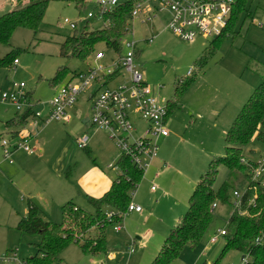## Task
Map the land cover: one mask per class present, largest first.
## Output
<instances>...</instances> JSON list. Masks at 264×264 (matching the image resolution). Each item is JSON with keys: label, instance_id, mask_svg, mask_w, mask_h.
Masks as SVG:
<instances>
[{"label": "rangeland", "instance_id": "374dc122", "mask_svg": "<svg viewBox=\"0 0 264 264\" xmlns=\"http://www.w3.org/2000/svg\"><path fill=\"white\" fill-rule=\"evenodd\" d=\"M148 6L158 9L161 3L152 0L144 9ZM12 7L11 0H0L1 15ZM251 8L253 21L247 18L241 23V33L235 38H225L213 52L207 50L214 36L199 34L188 41L167 29L169 12L166 9L157 10L152 21L144 22L145 13L134 19L131 23L134 34L126 38L139 41L135 63L154 95L160 103L170 101L173 105L168 117L172 140L159 138V157L152 161L137 187L133 201L143 209L141 214L127 212L121 220L120 231H115L114 225L107 227L106 254L91 256L72 242L55 264H149L158 254L179 216L188 211L189 197L200 176L212 159L225 155L226 132L233 120L264 82V0H252ZM91 9L86 5L80 10L72 2L50 0L38 32L18 28L10 45L0 44V57L14 50L18 60L17 65L0 67V96L11 93L16 83H24L26 91L39 103L36 110L43 112L60 86L71 78L70 72L88 70L94 55L84 61L62 57L60 44L74 33L64 19L77 23L76 30L80 31ZM102 23L97 18L89 19L90 28ZM98 48L105 49V46ZM59 67H67L70 74L51 84L49 80L55 77ZM118 84L117 80L112 81L107 87ZM96 89L95 85L91 92ZM89 101L88 92L82 94L75 106L68 109L70 121L39 126L38 137L29 140V144L33 147L38 142L43 153L23 154L22 163L26 167L19 175H10L0 167V255L13 251L17 254L16 261H0V264H25L38 253L34 244L40 241L39 235L21 234L16 229L19 218L27 215L29 200L37 204L45 218L60 223L62 206L69 201L84 211L94 210L87 197L78 193L79 185L92 177L90 170L101 169L116 178L118 169L109 166L116 165L121 151L105 130L91 126ZM16 112L13 104L0 101V134L7 130L4 122ZM85 137L87 148L81 149L78 141ZM244 156L262 169L264 140L254 138L244 149ZM158 160L163 163L159 167L161 172L151 174L152 170L155 173ZM227 174V169L220 168L215 187ZM151 186L156 190L151 191ZM235 203L233 193L231 202L217 201L214 220L203 241L195 246L187 244L171 264H214L222 254L225 240L222 236L216 243L210 240L219 229L226 227ZM140 244L144 247L139 248ZM129 247L134 251L129 253ZM111 253L115 254L114 258L109 257ZM241 257L238 251H227L219 264L238 263Z\"/></svg>", "mask_w": 264, "mask_h": 264}, {"label": "trees", "instance_id": "16d2710c", "mask_svg": "<svg viewBox=\"0 0 264 264\" xmlns=\"http://www.w3.org/2000/svg\"><path fill=\"white\" fill-rule=\"evenodd\" d=\"M50 0H18L17 6L0 16V44L10 45L13 33L18 28H27L38 32L43 26V19ZM72 2L80 10L87 5L86 0H64ZM144 0H128L120 2L111 12L104 15L109 21L106 26L90 28L89 20L78 31L68 35L60 44V56L74 57L84 61L99 50V46L122 50V39L126 28L131 25V12L137 2ZM252 0H234L230 17L222 33L212 41L208 52L220 48L227 37L235 38L241 33V23L251 17ZM101 49V48H100ZM202 58H206L204 55ZM15 51L0 57V67L14 64ZM15 65V64H14ZM69 73L67 67H59L54 78L55 84L62 76ZM71 78L78 72H70ZM69 73V74H70ZM70 78V79H71ZM69 79V80H70ZM31 93L27 97L32 99ZM167 117L173 105L166 102ZM32 116V108L27 109L4 122L12 133H18ZM264 82L242 106L240 112L226 132L225 155L216 157L210 162L207 171L196 183V188L189 197V209L171 229L170 234L159 249L158 254L149 264H171L187 245L201 243L214 220V204L231 202V193H242L241 199L236 197L235 210L226 224L224 235L225 246L220 258L214 262L219 264L227 251L235 250L247 257L246 264H264V163L262 176L253 180L254 172L259 164L244 156V149L254 138L264 140ZM11 134V133H10ZM13 135V134H12ZM16 136V135H15ZM13 137V136H12ZM86 149V148H85ZM119 171L110 188L101 197H89L93 211H84L71 201L62 206V221L52 222L44 217L41 209L29 200L27 215L21 217L16 229L21 234L39 235L40 241L34 245L38 253L28 258L25 264L59 263L61 252L70 244H78L83 252L91 256L106 254L108 226L120 222L127 213L132 195L141 182L144 171L121 154L116 162ZM220 168L228 174L224 181L215 187ZM114 211L113 217H107ZM258 239V240H257ZM42 255V256H40Z\"/></svg>", "mask_w": 264, "mask_h": 264}, {"label": "built area", "instance_id": "2783aa9c", "mask_svg": "<svg viewBox=\"0 0 264 264\" xmlns=\"http://www.w3.org/2000/svg\"><path fill=\"white\" fill-rule=\"evenodd\" d=\"M152 0L137 2L131 12L132 21L145 13L144 22L152 21L156 11L166 9L169 19L166 28L183 40L193 41L197 35L218 36L226 27L230 17L234 0H159L161 8L147 7ZM92 9L87 11L86 20L97 18L103 26L109 24L104 15L111 12L119 3V0H86ZM64 23L70 28L76 29L77 23L70 22L67 18ZM134 34L131 25L126 28L122 39V50L114 48L99 49L94 53L90 67L86 71H80L68 82L57 90L53 98L47 102L46 111L36 110L38 102H32L28 97V91L24 83H16L11 93L5 92L0 96V101L11 103L17 113H22L32 108V116L28 121L31 127L46 126L53 121L67 122L70 119L68 109L78 102L82 94L88 92L91 100V125L105 130L109 138L120 149L121 154L131 158V161L142 171H146L152 161L158 157V140L169 134L166 123L167 107L154 95L152 88L147 84L143 74L136 65L139 41L135 38L129 40L127 35ZM18 60H14L17 64ZM118 81L115 87H107L109 82ZM95 91L91 92L94 86ZM31 130H22L17 136H0V155L8 163L14 162L13 155L18 150L34 153L35 148L29 144ZM79 148H87V137L78 141ZM117 168L116 165L110 166ZM262 176V169H256L253 180ZM152 186V190H155ZM132 201L127 207V212H140L142 208ZM241 199L242 193L234 192ZM238 202L235 204L238 205ZM216 204H214V208ZM115 214L110 211L107 217ZM125 215V214H124ZM123 215V218H124ZM120 222L114 223L115 231L121 230ZM116 224V225H115ZM226 229H219L210 242L216 243L219 236L224 237ZM258 240V239H257ZM134 248L129 247V253ZM15 251L0 255V261H16ZM244 256L240 262L229 264H246Z\"/></svg>", "mask_w": 264, "mask_h": 264}, {"label": "crops", "instance_id": "0c3cea01", "mask_svg": "<svg viewBox=\"0 0 264 264\" xmlns=\"http://www.w3.org/2000/svg\"><path fill=\"white\" fill-rule=\"evenodd\" d=\"M12 1V3H13V7L12 8H10L8 11H11V10H13L16 6H17V3H18V0H11ZM8 11H6V12H8ZM6 12H4V13H6ZM4 13H2V14H4ZM250 13H251V20L253 21V16H252V8H250ZM0 16H1V14H0ZM245 21V20H244ZM241 31V30H240ZM137 55H138V53H137ZM18 64V63H17ZM17 64H15V65H17ZM31 97H32V95H31ZM32 99L33 100H35L33 97H32ZM51 100V99H50ZM36 101V100H35ZM38 102V101H37ZM90 103H91V101H89ZM243 104V103H242ZM245 104V103H244ZM243 104V105H244ZM233 105H235V103H233ZM239 105H241V104H239ZM238 105V106H239ZM75 105H73L72 107H74ZM72 107H70V108H72ZM237 107V106H236ZM69 108V109H70ZM46 109H47V107H46ZM46 109H45V111H46ZM17 113V112H16ZM68 114H69V110H68ZM16 115V114H15ZM14 115V116H15ZM232 115H235V114H232ZM69 116H70V114H69ZM170 116V115H169ZM13 118V117H12ZM11 119V118H10ZM169 119V118H168ZM69 121H70V119H69ZM234 121V120H233ZM68 122V121H67ZM169 121H167V127H168V123ZM62 123V122H61ZM63 123H66V122H63ZM90 124H91V122H90ZM92 126V125H91ZM231 126V125H230ZM41 127H44V126H41ZM93 127V126H92ZM5 128H6V126H5ZM39 127H31L30 128V126L28 125V123L22 128V129H20V131L18 132V133H12L11 131V129H7L6 130V132H4L3 134H0V136L1 135H10V136H17L22 130H31V134H32V138L31 139H34V138H36V137H38V135H39V132L40 131H37V129H38ZM11 133V134H10ZM13 134V135H12ZM169 135H170V133L167 135V136H165L164 138H168L167 139V141H169V140H172V137L170 138L169 137ZM31 141V140H30ZM34 148H35V152L34 153H27V152H25V151H23V150H18V151H16L15 153H14V155H13V159H14V162L12 163V164H10V163H8V161H6V160H4L3 159V157L0 155V167H3V169H6V173H8V174H10V175H13V176H15L16 174L17 175H19L20 173H21V169L23 168V167H26L25 165H23V163H22V160H23V154H28V155H33V154H42L43 152H42V149L41 148H39V144H38V142H35V145L33 146ZM19 152H23V153H21V155H18V153ZM159 157V156H158ZM158 159V158H157ZM161 162V163H160ZM157 165H156V163H155V167L157 168L156 170H155V173H154V170H152V172H151V174H155V175H158L161 171H160V169H159V167H160V165H162L163 163H162V160H158L157 161ZM109 166V165H108ZM153 166V165H152ZM109 168L110 169H112V167H110L109 166ZM115 168V167H114ZM117 169V168H116ZM90 172L92 173V177H89L86 181H84L83 182V175L81 176V179L82 180H80V184H82V182H83V184L82 185H79V191H78V187H77V189H76V191H78V193H80V195H81V193H83V195L84 196H86L87 197V199H89V197H93V198H99V197H101L106 191H108L109 190V188H110V186H111V184H112V182H113V176L112 177H109L106 173H105V171H103V170H101V169H92V170H90ZM118 173H119V171L117 170V174H116V176L115 177H117V175H118ZM88 174V173H87ZM136 190H137V188H136ZM156 190V189H155ZM155 190H152V186H151V191H155ZM136 192V191H135ZM136 195V194H135ZM133 200H134V196H133ZM30 201H32V200H30ZM35 204V203H34ZM37 205V204H36ZM76 207H78V206H76ZM143 210V209H142ZM142 210L140 211V212H142ZM140 212H137V213H139V214H141ZM182 215L183 214H181L180 216H179V218H178V220L182 217ZM21 219V217L19 218V220ZM19 220H18V222H19ZM178 220H177V222H178ZM18 222H17V224H18ZM176 222V223H177ZM17 224H16V226H17ZM139 239L140 238H142V237H138ZM140 247L139 248H143L144 246L142 245V244H140L139 245ZM109 257L110 258H114L115 257V254L114 253H111L110 255H109Z\"/></svg>", "mask_w": 264, "mask_h": 264}, {"label": "water", "instance_id": "95a60500", "mask_svg": "<svg viewBox=\"0 0 264 264\" xmlns=\"http://www.w3.org/2000/svg\"><path fill=\"white\" fill-rule=\"evenodd\" d=\"M243 258H244V255H242L241 259H243Z\"/></svg>", "mask_w": 264, "mask_h": 264}]
</instances>
